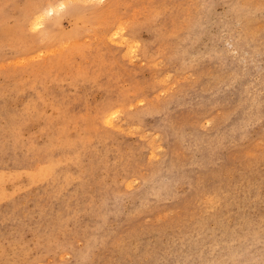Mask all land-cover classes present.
I'll return each mask as SVG.
<instances>
[{
    "label": "rangeland",
    "instance_id": "obj_1",
    "mask_svg": "<svg viewBox=\"0 0 264 264\" xmlns=\"http://www.w3.org/2000/svg\"><path fill=\"white\" fill-rule=\"evenodd\" d=\"M0 264H264V0H0Z\"/></svg>",
    "mask_w": 264,
    "mask_h": 264
},
{
    "label": "bare ground",
    "instance_id": "obj_2",
    "mask_svg": "<svg viewBox=\"0 0 264 264\" xmlns=\"http://www.w3.org/2000/svg\"><path fill=\"white\" fill-rule=\"evenodd\" d=\"M38 17H39V15H38ZM41 17H43V15H42ZM43 18H44V17H43ZM39 19H40V18H39ZM39 19H38L37 23L35 22V23H36V25H37V26L35 25V27H38V25L42 24V23L40 22V20H39ZM110 117H112V116H110Z\"/></svg>",
    "mask_w": 264,
    "mask_h": 264
}]
</instances>
